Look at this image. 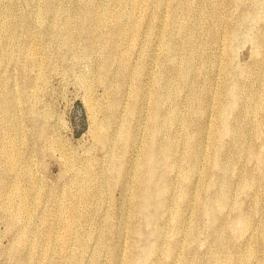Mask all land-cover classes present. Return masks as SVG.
<instances>
[{
  "label": "rangeland",
  "instance_id": "1",
  "mask_svg": "<svg viewBox=\"0 0 264 264\" xmlns=\"http://www.w3.org/2000/svg\"><path fill=\"white\" fill-rule=\"evenodd\" d=\"M157 1L0 0V264H264V0Z\"/></svg>",
  "mask_w": 264,
  "mask_h": 264
},
{
  "label": "bare ground",
  "instance_id": "2",
  "mask_svg": "<svg viewBox=\"0 0 264 264\" xmlns=\"http://www.w3.org/2000/svg\"><path fill=\"white\" fill-rule=\"evenodd\" d=\"M138 2H141L142 0H137ZM163 1L164 0H158L157 1V8L158 9H160L161 8V6H163L162 4H163ZM120 2L122 3L123 2V0H120ZM162 9V8H161ZM215 12V11H214ZM173 16V15H172ZM174 17V16H173ZM174 18H176V17H174ZM103 20H104V18H103V14L102 13H99L98 14V16H97V19H96V21H98V22H100V23H102L103 22ZM117 20L119 21V22H121L122 23V21H123V18L121 19L120 17H117ZM64 33V32H63ZM67 33V32H66ZM65 34V33H64ZM118 34L120 35V36H122V32H118ZM66 38H67V35H65V39H64V43H65V45H66V43H67V40H66ZM192 42V41H191ZM188 43H190V42H188ZM191 44H193V43H191ZM188 45H190V44H188ZM163 47L165 46L166 48H167V50L168 51H170V52H172L173 51V43H172V41L170 40V39H166L164 42H163V45H162ZM164 47V48H165ZM175 51V50H174ZM33 52V51H32ZM188 58V57H187ZM190 60V59H189ZM188 61V60H187ZM184 63V65H185V67H184V69L181 71V72H183L182 73V76H183V78L185 79V83H186V85H191L192 84V79L193 78H191V76H190V68L191 67H189L188 66V63H186L185 61H183ZM182 65V64H181ZM191 65V64H190ZM183 67V66H182ZM193 85V84H192ZM196 85V84H195ZM193 87V86H192ZM193 90H195L194 88H193ZM192 90V93H194L195 91H193ZM196 93V92H195ZM264 101V100H263ZM262 102V101H261ZM237 104V102L234 100V105H236ZM261 104V103H260ZM262 105H264V104H262ZM259 106H261V105H259ZM260 108V107H259ZM261 108H263L264 109V107H261ZM196 110V109H195ZM260 110H262V109H260ZM192 112V111H191ZM195 112H197V111H195ZM253 112H255V111H253ZM194 113V112H193ZM176 117V116H175ZM175 117H174V119H175ZM176 120V119H175ZM174 120V121H175ZM177 122V121H176ZM168 123V122H167ZM241 132V131H240ZM241 134V133H240ZM106 139H104V137H103V141H105ZM175 145H177V144H175ZM244 148H246V147H244ZM243 148V149H244ZM245 151H247V149H244ZM150 155H152V154H147L146 155V157L147 156H150ZM13 162H15V160H12V162H11V160H10V164H11V166H12V163ZM16 162H17V160H16ZM191 165H192V167H191V170H190V177H192V176H194V175H196V173H197V170H198V166H197V162H196V160L194 159V161L191 163ZM166 191H167V189L165 188V187H161L159 190H158V192H157V196H162L164 193H166ZM154 196V194L153 193H150V194H148V195H145V199H149V198H151L152 199V197ZM160 209H162V205L160 206ZM163 212H164V210H163ZM157 220H158V217L157 216H151V215H148L147 217H146V221L150 224H153V223H156L157 222ZM192 226V225H191ZM53 230V229H52ZM52 230H50L49 231V235L47 236L48 237V240H49V244H50V246L49 247H47L43 252L45 253V255L46 256H49L51 253H52V246L54 245V243L56 242V235L53 233V231ZM190 231L192 232V231H194V229L192 230L191 228H190ZM62 242H64V243H67V240H64V241H62ZM53 244V245H52ZM62 249H63V247H62ZM35 252V251H34ZM83 252V251H82ZM36 255V254H35ZM33 257H34V254H33V252H32V254H30L29 255V257H28V261L30 262V261H32L33 260ZM34 259H35V257H34ZM23 264H26V263H23Z\"/></svg>",
  "mask_w": 264,
  "mask_h": 264
}]
</instances>
